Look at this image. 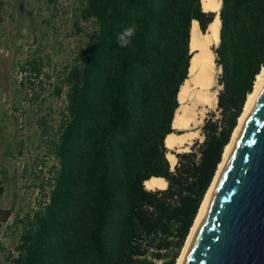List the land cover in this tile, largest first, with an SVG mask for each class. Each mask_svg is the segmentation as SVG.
<instances>
[{
	"label": "trees",
	"instance_id": "1",
	"mask_svg": "<svg viewBox=\"0 0 264 264\" xmlns=\"http://www.w3.org/2000/svg\"><path fill=\"white\" fill-rule=\"evenodd\" d=\"M79 4L77 29L81 21L92 28L54 86L66 97L58 125L39 120L56 163L10 264H176L264 65V0H222L217 108L204 118L203 139L180 152L165 139L180 132L173 120L192 23L205 32L214 12L203 0ZM132 24V45L120 48L116 35ZM152 176L167 187L146 188ZM2 212L5 221L11 210Z\"/></svg>",
	"mask_w": 264,
	"mask_h": 264
},
{
	"label": "rangeland",
	"instance_id": "2",
	"mask_svg": "<svg viewBox=\"0 0 264 264\" xmlns=\"http://www.w3.org/2000/svg\"><path fill=\"white\" fill-rule=\"evenodd\" d=\"M79 2L0 0V264L16 254L25 219L43 199L39 183L56 163L39 120L55 129L65 108V94L57 96L54 86L92 28L81 21L83 31L77 29ZM195 139H203L202 129ZM2 210H11L5 221Z\"/></svg>",
	"mask_w": 264,
	"mask_h": 264
},
{
	"label": "water",
	"instance_id": "3",
	"mask_svg": "<svg viewBox=\"0 0 264 264\" xmlns=\"http://www.w3.org/2000/svg\"><path fill=\"white\" fill-rule=\"evenodd\" d=\"M200 109L197 105L196 112ZM184 264H264V86L227 157Z\"/></svg>",
	"mask_w": 264,
	"mask_h": 264
},
{
	"label": "bare ground",
	"instance_id": "4",
	"mask_svg": "<svg viewBox=\"0 0 264 264\" xmlns=\"http://www.w3.org/2000/svg\"><path fill=\"white\" fill-rule=\"evenodd\" d=\"M221 5L222 0H203V6L206 10H214L216 12L215 19L210 23L205 32L200 28L197 19L192 23L190 48L193 57L188 78L181 86L178 94L180 106L178 107L173 120V126L176 129L183 131L172 132L167 135L165 143L170 149L176 148L179 151H187L189 145L200 135V129L206 112L213 106L217 105L218 93L221 89V85L218 82L221 67L216 63L217 56L214 47H216L220 41L221 19L219 12ZM263 86L264 65L256 77L253 91L248 95L244 110L239 117L238 125L233 132L231 141L225 147L223 158L218 166L212 184L201 204L200 210L191 227L185 246L178 257L176 264H184L189 246L208 206L213 189L220 177L227 157L245 124L259 91ZM197 105L201 106V109L198 112H196ZM189 127H193L194 129H189ZM167 156L171 165L174 166L177 163L176 154L168 152ZM144 184L148 189H163L167 187L168 181L162 176H152L145 180Z\"/></svg>",
	"mask_w": 264,
	"mask_h": 264
},
{
	"label": "clouds",
	"instance_id": "5",
	"mask_svg": "<svg viewBox=\"0 0 264 264\" xmlns=\"http://www.w3.org/2000/svg\"><path fill=\"white\" fill-rule=\"evenodd\" d=\"M137 31V25L132 24L123 28L116 35V42L120 48H128L132 45V38Z\"/></svg>",
	"mask_w": 264,
	"mask_h": 264
}]
</instances>
